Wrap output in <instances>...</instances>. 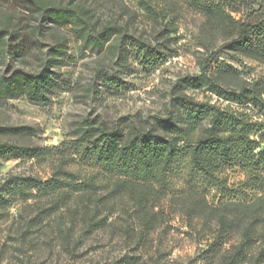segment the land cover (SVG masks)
Here are the masks:
<instances>
[{
	"label": "trees",
	"instance_id": "trees-1",
	"mask_svg": "<svg viewBox=\"0 0 264 264\" xmlns=\"http://www.w3.org/2000/svg\"><path fill=\"white\" fill-rule=\"evenodd\" d=\"M187 8L203 18L202 32L213 45H220L200 63V72L179 78L173 86L175 110L204 114L208 127L192 139L179 131L170 114L153 117L148 127L129 124L124 132L120 125L106 126L99 117H86L72 131L80 147L74 153L80 161L88 162V175L72 169L76 156L58 149L39 148L18 141L0 140V162L4 159H26L48 162L51 175L12 176L0 184V222L10 216L15 206H27L28 216H22L14 240L25 242L46 222H53V232L61 250L75 256L77 246L108 225L116 213L133 218L138 228L137 247L145 246L151 234L162 224V204L177 209L192 231L196 225L209 237L200 251L203 264H264V134H257L246 110L264 114V86L258 81L242 80L234 86L222 81L238 79V73L218 66L211 70L221 53L264 64V0L249 9L243 18L240 12L245 0H180ZM8 0H0V9ZM17 10L3 9L0 25V99L24 97L28 102L47 106L56 90L53 68L65 64L68 42L57 34L43 52L38 37H46L49 29L66 28L80 41L81 52L101 56L94 76L107 85H114L124 71L132 67L133 57L148 64L163 58L168 50L157 41L176 31V19L165 7L153 0H141L140 7L154 27L162 25L154 38L143 39L127 24L100 21L95 18L99 5L87 0H14ZM36 18L32 28L40 58L39 69L25 70L9 66L12 61H25L30 48L19 33L23 16ZM164 38V37H163ZM162 47V48H161ZM163 50V51H162ZM91 91L95 89L89 85ZM188 89L204 90L220 100L236 104L241 111L221 109L198 102L185 94ZM127 119V118H126ZM120 118L119 122H124ZM221 129V130H218ZM30 127L0 126V135L24 137ZM189 149L191 170L210 183L221 184L216 173L221 166L241 165L245 170L244 186L259 191L250 201H220L212 205L197 188L175 189L168 172L181 149ZM263 146L261 151H257ZM127 228L126 230H128ZM203 236V235H202ZM0 257V264H2ZM197 261V260H193ZM192 262V261H191ZM112 264H147L125 254ZM155 264H160L156 262Z\"/></svg>",
	"mask_w": 264,
	"mask_h": 264
},
{
	"label": "rangeland",
	"instance_id": "rangeland-1",
	"mask_svg": "<svg viewBox=\"0 0 264 264\" xmlns=\"http://www.w3.org/2000/svg\"><path fill=\"white\" fill-rule=\"evenodd\" d=\"M93 1L99 4L94 10L95 18L127 24L137 36L155 44L154 38L162 25L153 26L140 7L141 0H87V4ZM245 1L247 4L241 7L240 12L234 13L237 19L243 18L249 9L255 8L258 0ZM153 2L156 6L165 7L176 19V31L159 37L157 41L160 45L165 43L168 50L164 52L163 58L148 64L133 57L131 69L124 71L114 85H107L94 76V68L101 56L81 52L80 41L69 30H51L49 28L52 24H47L46 37H38L43 43V52L47 51V45L52 43V38L57 34H64L68 42L65 64L52 70L57 86L51 97L52 102L47 106H39L28 102L24 97L0 99V126L33 129L31 134L24 137L4 134L0 135V140L10 139L41 149H58L77 158L74 153L80 147L72 134L75 124L83 118L96 116L106 126L119 124L126 132L131 123L148 127L153 123V117H166L170 114L185 137L192 139L203 133L209 126L206 115L199 118L184 110L177 112L174 108L173 86L179 78L199 73L202 59L213 52L221 41L218 39L215 45L210 43L202 32L203 18L189 10L180 0ZM14 4V0L2 4L0 25L5 18L2 10H17ZM20 20L18 30L20 29V35L30 48V54L24 63L11 60L9 66L35 71L39 69L40 58L44 56L38 53L34 45L36 38L31 33L38 21L27 15ZM218 66L238 73V79L222 81L225 86H234L242 80L258 81L264 86V64L237 57L233 53H221L213 62L211 70ZM90 84L95 86L92 91ZM185 94L198 102L209 103L221 109L241 111L236 104L220 100L204 90L188 89ZM246 113L257 123L255 133L264 134V114L258 115L252 110H246ZM120 118H125V121L119 122ZM262 148L260 146L257 151ZM76 161L72 164V169L88 175V162L80 161V158ZM27 175L44 180L51 175V167L48 162L37 160L4 159L0 162V184L9 177ZM168 175L173 188H197L212 205L227 200L250 201L259 195V191L243 185L246 175L241 165L221 166L216 173L221 184L210 183L191 170L187 145H181ZM162 207L163 222L151 234L145 246L135 245L136 232L131 229L138 228L137 224L133 218L120 212L109 217L105 228L83 238L81 245L77 246L76 255L71 257L61 250L51 221L41 226L27 241L21 243L14 240L21 217L30 214L27 206H15L10 210V216L0 222L2 264H112L125 254L134 255L139 262L147 264H203L198 258L210 236L204 237L206 232L199 231L198 225L197 231H192L186 218L171 207L168 200L163 202ZM127 228L129 229L126 230Z\"/></svg>",
	"mask_w": 264,
	"mask_h": 264
}]
</instances>
